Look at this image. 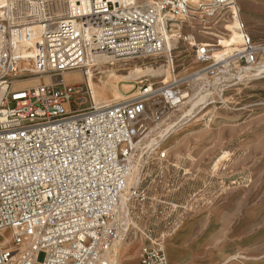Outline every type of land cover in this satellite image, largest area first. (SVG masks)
<instances>
[{"label":"built area","instance_id":"1","mask_svg":"<svg viewBox=\"0 0 264 264\" xmlns=\"http://www.w3.org/2000/svg\"><path fill=\"white\" fill-rule=\"evenodd\" d=\"M225 10L238 19L240 58L252 65L258 46L236 0H4L0 264H111L121 228L115 216L127 189L137 138L146 129L142 117L147 97H161L165 107L173 109L186 93L174 77L160 88L145 87L139 98L96 104L90 76L97 58L106 56L114 63L167 53L175 72L168 46L170 24L195 14L215 17ZM172 37L191 43L187 33ZM208 52L199 47L198 58ZM71 71L83 74L85 87L53 80ZM41 77H48V83L13 87L16 79ZM86 103L89 106L82 108ZM132 196L146 200L136 188ZM139 262L169 264L164 245H145Z\"/></svg>","mask_w":264,"mask_h":264},{"label":"rangeland","instance_id":"2","mask_svg":"<svg viewBox=\"0 0 264 264\" xmlns=\"http://www.w3.org/2000/svg\"><path fill=\"white\" fill-rule=\"evenodd\" d=\"M236 1L246 29L258 46V59L252 65L246 64L238 54L242 50V32L225 10L215 17L195 14L179 19L181 30L169 31L187 33L191 40V43L176 38L171 41L175 43L170 47L175 72L171 70L167 53L156 58L115 62L123 67L136 64L143 67L151 64L156 69L165 67V73L160 76H149V80L142 79L133 87L126 86L129 93L122 94L126 97L114 91L118 87L115 71L110 74V70L103 66L100 69L98 65L94 69V95H99L106 84L111 86L98 104L139 98L145 87L160 88L170 84L174 77L189 94L184 101L191 99L189 103L167 109L161 97H147L148 108L142 117L146 129L137 138L133 162L140 159L141 171L136 181L128 182L124 192L129 196L128 215L116 214L121 228L114 244L128 224L124 241L113 249L119 254V264L135 261L131 247L139 238L144 241L138 247L139 257L145 245L155 241L164 245L186 217L194 219L199 230L209 225L211 213L217 210L220 236L231 235L240 224L248 231L254 226L264 228V0ZM3 3L4 0L0 1V8ZM221 39L228 43L236 41L240 46L221 44ZM203 43L212 46L207 54L210 58L205 62L197 54ZM77 72L82 81L67 82L69 75L64 74L54 76L53 80L85 87L83 74ZM34 80L38 78L16 79L13 87L21 81L25 83L17 88L35 86L31 82ZM94 95L92 92V101L96 103ZM72 107L78 105L73 103ZM166 112L175 113L167 119ZM157 125L160 134L147 136ZM170 125L174 127L168 131ZM160 151L166 156L161 157ZM133 188L144 192L146 200L132 196ZM260 239L264 240V235ZM235 252L237 249L219 247L217 264L228 263L227 258Z\"/></svg>","mask_w":264,"mask_h":264},{"label":"crops","instance_id":"3","mask_svg":"<svg viewBox=\"0 0 264 264\" xmlns=\"http://www.w3.org/2000/svg\"><path fill=\"white\" fill-rule=\"evenodd\" d=\"M226 32L228 33L227 30ZM72 74L79 73L71 71L63 76ZM43 81L44 78L41 77L31 82L39 84ZM24 83L21 81L15 86H21ZM218 214L217 210L213 211L210 215L209 225L203 226L199 230L196 228L194 219L190 217H186L177 224L175 232L169 234L168 240L164 241V249L169 264H217L220 261L218 256L219 247L228 250L237 249L235 254L227 258L230 264H240L239 261H242V264H264V240L260 239L264 235V228L260 229V227L254 226L248 231L245 225L240 224L231 235L223 233L220 236L217 233V230L221 227ZM136 234H138V231ZM144 234L147 233L144 232ZM141 243H144V241L139 238L136 244L131 247L134 250L132 253L136 257L132 264H140L138 247Z\"/></svg>","mask_w":264,"mask_h":264},{"label":"bare ground","instance_id":"4","mask_svg":"<svg viewBox=\"0 0 264 264\" xmlns=\"http://www.w3.org/2000/svg\"><path fill=\"white\" fill-rule=\"evenodd\" d=\"M2 8H3V6H2ZM237 8H238V6H237ZM238 12L240 13V16H241V12H240V10H239V8H238ZM189 16H187V17H185V18H188ZM185 18H183V19H185ZM235 20V23L237 24L236 26H237V28H238V30L240 31V29H239V23H238V19H234ZM181 23H180V21H176V22H172L171 24H170V31H176V30H174V29H179V30H181ZM175 33V32H174ZM174 34H170L169 35V32H167V36H168V39H169V42H168V45L170 46V47H172L171 45H173V44H175V43H173V42H171V41H173V36ZM172 37V38H171ZM176 40V39H175ZM210 43V42H209ZM209 43H203V45H201L200 46V48H202V47H204L205 48V50L207 51H209L211 48H212V46H211V44H209ZM220 43L221 44H225V45H231V44H233V45H235V46H240V45H242V44H238L236 41H234V42H232V43H228V42H226V41H224L223 39H221L220 40ZM237 43V44H236ZM210 48V49H209ZM242 52V50L241 51H239L238 52V54H240ZM209 58H210V56H206L205 58H203V59H201L202 60V62H205V61H207V60H209ZM236 60V59H235ZM97 61H98V66H100L99 68L100 69H102V66L103 67H105V68H107L108 70H110V74L113 72V71H115L114 72V79H115V81H117V83H118V87L116 88V89H114V91L115 92H117L118 94H120V95H122V94H127V93H129V91H127L126 89V86H129V87H133L134 85L133 84H137L140 80H142V79H148L147 77H157V76H160L161 75V73H163L164 71H165V67L163 68V66H161V67H158V69H156L155 68V66L153 67L151 64L150 65H146L145 67H143V65H140V64H136V65H134V66H132V67H123V66H117V65H115V62L114 63H110L109 62V60H108V58L106 57V56H99L98 58H97ZM234 61V60H233ZM237 62V61H236ZM121 64V63H120ZM126 64V63H125ZM110 65H114V66H110ZM162 65V64H161ZM164 65V64H163ZM115 66H117V67H115ZM125 66V65H124ZM167 67H168V65H167ZM166 67V68H167ZM164 70V71H163ZM101 71V70H100ZM120 71H123V72H125V74H119L118 72H120ZM165 73V72H164ZM95 73H92L91 74V76H90V86H91V89H92V91H93V95H94V91H95V86H94V83H95V81H94V79H93V75H94ZM200 77H203V76H200ZM199 77V78H200ZM198 78V79H199ZM73 80H77V81H82V78H81V76L79 75V74H73V75H69L67 78H66V81L67 82H70V81H73ZM149 80V79H148ZM48 81L49 80H46V82L48 83ZM45 82V83H46ZM165 82H168V79H167V81H165ZM120 83H123L122 85H120ZM128 84H131V85H128ZM26 87V86H25ZM30 86H27V88H29ZM32 87V86H31ZM125 87V88H124ZM137 87V86H136ZM24 88V87H23ZM14 89H17V86L16 87H14ZM111 89V86L108 84H106V86L104 87V89L103 90H101L100 91V93H99V95H94V99H95V101H96V104H98L97 102H100L101 100H103L102 98L104 97V95H107V92H108V90H110ZM124 91H123V90ZM114 91H112V92H114ZM186 93V98L187 97H189V94L187 93V92H185ZM123 97H126V96H124V95H122ZM131 96V95H130ZM130 96H128V97H130ZM120 98V97H119ZM191 101V99L190 100H187V101H182L177 107H179L180 105H183L184 103H189ZM104 103V102H103ZM104 104H107V105H109V103H104ZM167 113V115H166V118L168 119L169 117H171L172 115H174V113L175 112H173V113H170V112H166ZM154 119V118H153ZM163 119V118H162ZM165 120V119H164ZM171 121V120H170ZM164 122V121H163ZM174 127V125H170L169 126V129H168V131L169 130H171L172 128ZM159 129H160V126L159 125H157V126H155V127H153L152 129H151V131H150V133L149 134H147V136H151V134L152 133H154V134H158L159 133ZM161 131V130H160ZM165 133V132H164ZM167 133V132H166ZM153 134V135H154ZM160 134V133H159ZM158 136V135H157ZM142 141V140H141ZM141 144V143H140ZM143 144V143H142ZM142 148V147H141ZM143 152V151H142ZM134 159H135V157H134ZM134 162V161H133ZM140 159H138L137 158V160L135 161V163L133 164V167H132V171H131V173H130V176H129V178H128V181H127V184H128V182H134V181H136V179L138 178V176H139V174H140V171H141V166H140ZM128 200H129V196L128 195H126V194H123V196H122V198H121V201H120V205H119V208L117 209V212H116V214L117 215H119V212H121V214H124V215H128V213L126 212L127 210H128ZM116 217V219H117V216H115ZM118 217H120V216H118ZM134 221V220H133ZM128 226V224L126 225V227H125V229L122 231V236H121V238H120V240L118 241V242H116L115 244H113L114 246H113V249H115L116 247H118V244H121L123 241H124V238H125V235H126V231H127V227ZM118 234H119V230H118ZM118 236V235H117ZM117 236H116V238H117ZM120 236V235H119ZM115 238V239H116ZM120 249L122 248V246H120L119 247ZM114 251V250H113ZM117 251V250H116ZM114 253V252H113ZM112 253V255L110 256V258H111V264H119V259H120V257H119V254L116 252V254L114 253L113 254ZM255 258V257H254ZM229 264H230V261H227ZM240 262V264H242L241 262L242 261H239ZM133 262L131 261L130 263H128V264H132Z\"/></svg>","mask_w":264,"mask_h":264}]
</instances>
